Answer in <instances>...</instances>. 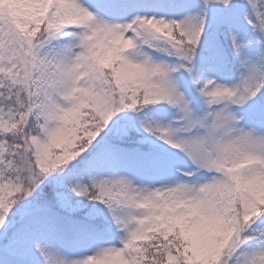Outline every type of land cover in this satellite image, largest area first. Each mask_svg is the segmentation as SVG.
Listing matches in <instances>:
<instances>
[{
	"label": "snow or ice",
	"instance_id": "6c2138e0",
	"mask_svg": "<svg viewBox=\"0 0 264 264\" xmlns=\"http://www.w3.org/2000/svg\"><path fill=\"white\" fill-rule=\"evenodd\" d=\"M0 264H264V0H0Z\"/></svg>",
	"mask_w": 264,
	"mask_h": 264
}]
</instances>
